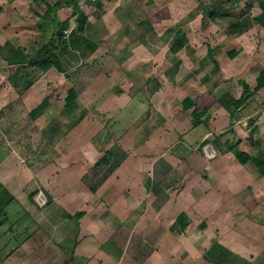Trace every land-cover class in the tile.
<instances>
[{
    "label": "rangeland",
    "instance_id": "1",
    "mask_svg": "<svg viewBox=\"0 0 264 264\" xmlns=\"http://www.w3.org/2000/svg\"><path fill=\"white\" fill-rule=\"evenodd\" d=\"M9 1L0 0L4 55L11 43L36 56L59 23L73 24L57 52L65 73L25 64L15 89L0 53V164L8 155L22 167L0 173L10 189L9 200L0 193V264H243L239 252L264 264V180L229 150L238 143L264 158V90L233 104L264 70V30L239 36L223 20L243 19L249 3L77 0L73 17L53 9L60 0ZM81 15L85 31L75 34ZM205 93L218 101L192 127L183 100Z\"/></svg>",
    "mask_w": 264,
    "mask_h": 264
},
{
    "label": "trees",
    "instance_id": "2",
    "mask_svg": "<svg viewBox=\"0 0 264 264\" xmlns=\"http://www.w3.org/2000/svg\"><path fill=\"white\" fill-rule=\"evenodd\" d=\"M152 2L153 0H147L148 4H152ZM249 6L253 7L252 4H249ZM260 6L262 8V12L259 16L255 18V21L257 22V24H259L260 26L264 28V3H262ZM68 8L74 9V12H73L74 16L81 14L80 9L78 8V5H77V0H60L54 5L53 9L62 10V9H68ZM50 9L51 8H49V10ZM1 12H2V6H0V14ZM85 24H87V18L84 15H81L78 21V26L74 33L82 34L85 31ZM58 25H59L58 32L56 33V35H53V37L49 39L50 45L47 43V45H45L38 52L36 56L24 55L20 51L18 52L17 50H13L9 44H7V46L10 47V52L12 54L9 52L10 55H8L9 53L8 54L6 53L8 56H5L3 52L4 50L3 47L0 48V53L8 61V64L11 66H14L17 71L24 70L23 69L25 67L24 65L28 64L30 68H33V69L38 68L42 72H47L49 69L55 68L57 71L65 73V69L63 68L62 64L60 63V60L58 59L57 52H58V46L64 43L65 32L68 31L70 27V19H67L64 22H61ZM9 56H13V58H9ZM216 65L218 64L216 63ZM244 89H245V92L243 94V97L235 103L236 108L243 105L249 96L264 89V70L261 71L259 75L257 76L256 87L254 88V90H252V92L249 90V86L246 84H244ZM76 97H77V92L71 89L69 91V96L66 98V102H67L66 110L69 113H73L77 109V106L74 103V100L76 99ZM214 103H215V98L210 93H205L204 95L198 97L196 100H192L187 97L183 101V108L185 110L194 108L191 113L194 119V122L196 124H199V123L206 124L207 121L209 120V115H208L209 109L211 108V106H213ZM49 105L50 103L48 100L43 101L30 113V116L32 118H35L38 114L42 113L46 108H48ZM237 146H238V143L231 144L229 146L230 151L234 152V155L236 156L237 160L243 165H246L248 163H253L254 166L257 168L259 174L264 176V158L260 159L244 151L236 150ZM101 163H108V162L106 160H102ZM115 168H117V166ZM89 186L91 185L89 184ZM0 202L3 203V200H0ZM3 205L4 207L2 209L0 208V216H4L6 214L5 212L6 210H4V208L6 207V204H3ZM83 215L84 213L80 212L77 215L72 216V218L78 220ZM2 224H3V221H0V226ZM176 224L177 226L180 227V229L184 230V228H186L188 224V218L186 214L181 213L176 220ZM215 248H218V247H215Z\"/></svg>",
    "mask_w": 264,
    "mask_h": 264
},
{
    "label": "crops",
    "instance_id": "3",
    "mask_svg": "<svg viewBox=\"0 0 264 264\" xmlns=\"http://www.w3.org/2000/svg\"><path fill=\"white\" fill-rule=\"evenodd\" d=\"M14 1H16V0H11V1H9L10 3H12V2H14ZM156 1L157 0H153V2H152V4H150L151 6L152 5H154L155 3H156ZM148 4V3H147ZM250 4V3H249ZM0 6H2V5H0ZM4 7H2V12H4L3 9ZM248 10V12L250 13V14H247V15H243V19H241V20H236V21H229L227 18H223V20H224V22L225 21H227V22H229V24L231 25V30L233 31V32H235L237 35H239V36H242L243 34H245V33H248V32H250V31H252L253 29H257V28H259V27H261L262 28V30H264V28L262 27V26H260L259 24H257V22L255 21V18L257 17V16H259L260 14H261V12H262V8H261V6L260 5H257V7H254V5H253V7H251V6H249L248 8H247ZM1 12V13H2ZM1 15V14H0ZM214 14H212V16H213ZM216 15H214L213 17H215ZM1 17V16H0ZM73 17H75V16H73ZM72 17V18H73ZM78 21L79 20H77L76 21V23H78ZM73 24V23H72ZM72 24H71V20H70V27H69V29H71V27H72ZM86 25V24H85ZM7 44H9L10 45V47L13 49V50H17L18 52L21 50V47H16V46H14L13 44H11V43H6V45ZM9 47V46H8ZM9 47V48H10ZM41 50V49H40ZM39 50V51H40ZM38 51V52H39ZM10 52V49L8 50V53ZM21 52V51H20ZM38 52L35 54V55H37L38 54ZM7 53V54H8ZM11 53V52H10ZM10 53L8 54V55H10ZM21 53H23V52H21ZM5 55V56H8V55ZM12 54V53H11ZM24 54V53H23ZM25 55V54H24ZM28 55H31V54H28ZM236 55H238L237 54V52L235 51V52H233V53H230V57H233L232 59L234 60V57L236 56ZM218 56H219V54H218ZM6 60V59H5ZM218 60H220V59H218ZM7 61V60H6ZM220 62V61H219ZM219 62H217V60H216V63L217 64H223L224 65V63L222 62V63H219ZM226 62V61H225ZM7 63H8V61H7ZM226 64H228V62H226ZM230 64H232V65H234V64H237V62H235V63H233L232 61H230ZM8 66H11V65H9L8 64ZM25 66V65H24ZM231 66V65H230ZM11 67H13V75L11 76V80H12V84H14L15 82V84H14V86H13V88H15V89H18V87L20 86V84H17V82H19V81H21L20 80V76H21V74L23 73V71L24 70H21V71H17L16 69H15V67L14 66H11ZM23 69H25V67L23 68ZM31 69H33V68H31ZM52 69V68H51ZM51 69H49V70H51ZM48 70V71H49ZM261 71H263V70H261ZM44 73H47V72H44ZM259 75V74H258ZM23 78V80H25V76L24 77H22ZM21 78V79H22ZM256 79H257V77H256ZM256 79H255V84H256ZM239 84H244L243 83V81H239ZM34 86L35 85H30L29 86V91H30V89L31 90H33L34 89ZM255 87H256V85H255ZM252 90H254V89H252ZM262 90H264V89H262ZM262 90H260V91H262ZM260 91H258V92H260ZM212 93V92H211ZM210 93V94H211ZM255 94V93H254ZM253 94V95H254ZM212 96L214 95V94H211ZM24 96H26V95H24L23 94V96L22 97H24ZM214 97V96H213ZM243 97V95L241 96V97H238L237 99H235L234 100V102H233V104H234V106H235V103L238 101V100H240L241 98ZM187 98V97H186ZM185 98V99H186ZM188 98H190V99H192V100H196L197 98H195V99H193L192 97H188ZM215 98V102H217L218 100H217V98L216 97H214ZM249 98V97H248ZM248 98H247V100H248ZM251 98V97H250ZM184 99V100H185ZM45 100H48V99H45ZM45 100H43V101H45ZM183 100V101H184ZM245 101V103L243 104V105H241L240 106V108H242L244 105H246L247 104V102L248 101ZM42 101V102H43ZM41 102V103H42ZM41 103H39V104H41ZM50 106V105H49ZM48 106V107H49ZM37 107V106H36ZM35 107V108H36ZM211 107H213V106H211ZM34 108V109H35ZM237 108H239V107H237ZM33 109V110H34ZM47 109V108H46ZM45 109V110H46ZM184 109V108H183ZM191 109H194V108H191ZM191 109H188V110H191ZM32 110V111H33ZM44 110V111H45ZM185 110V109H184ZM32 111H30L29 112V116H30V113L32 112ZM43 111V112H44ZM192 113V112H191ZM211 114V108L209 109V113H208V115H210ZM233 115V113H231V117H233L232 116ZM38 116V115H37ZM36 116V117H37ZM31 117V116H30ZM32 118V117H31ZM191 120H193L192 122V127L193 126H199L200 127V125H206L205 123H199V124H196V123H194V119H193V117H192V115H191ZM47 132V131H46ZM45 133V132H44ZM254 135H255V133H252L251 134V136L252 137H254ZM248 140L250 141V142H252V144H255V142H254V140H252V138L250 139L249 137H248ZM207 143H209L208 141H206V144ZM232 144V143H231ZM230 144V145H231ZM229 145V146H230ZM3 151V149H1L0 148V151ZM230 150V149H229ZM244 152H246V151H244ZM246 153H248L249 154V152H246ZM9 157L10 156H6L5 155V157L4 156H2V160H1V163H4V165H1L0 164V173H2V172H10L11 170H10V167H12V168H14L16 171H19L20 172V170H22L21 168V165H20V162H19V160H17V159H9ZM216 162H217V160H216ZM239 162V161H238ZM225 163V162H224ZM240 163V162H239ZM6 164V165H5ZM249 164V163H248ZM248 164H246V165H243V164H241L240 163V165H241V167H247L248 166ZM223 166V165H222ZM225 169H226V165H225ZM257 169V168H256ZM258 171V170H257ZM21 173V172H20ZM261 177L260 178H263V180H264V176H262V175H260ZM8 175H7V178H6V175H4L3 177H0V193H1V195L4 197H6L7 196V199L9 200V197H10V194L8 193L9 191H10V189H8V187H6V184L5 183H7L8 181H9V179H8ZM250 180V179H249ZM5 185V186H4ZM5 187V188H4ZM83 187H84V189L86 190V191H94V188L92 187V186H89V185H83ZM78 195V194H77ZM79 196V195H78ZM76 197V196H75ZM80 198V197H79ZM72 199H75V198H72ZM76 199H78L77 197H76ZM80 200V199H79ZM82 201V203L81 204H85V202L83 201V200H81ZM80 204V205H81ZM2 206H0V208L2 209L3 207H4V205L3 204H1ZM8 204H6V206H7ZM88 208H89V206L88 205H86V207H85V205L84 206H82V207H80V209H76V212H74L73 214H72V216H74V215H77L78 213H80V212H83L84 213V215L80 218V219H78V220H81L82 218H84L86 215H87V213H88ZM71 215V214H70ZM72 216H71V218H72ZM70 217V216H69ZM74 221L75 220H77V219H74V218H72ZM77 220V221H78ZM214 246V245H213ZM212 246V247H213ZM212 247L210 248V249H212ZM216 247V246H215ZM209 249V250H210ZM233 250V251H232ZM232 250H230L229 252L231 253V254H233L234 252H239V251H237V250H234L233 248H232ZM241 252H239L238 254V256H243V257H241V261L243 262V264H253V261L252 260H254V257H255V255H253V254H249L250 256L248 257V256H244L245 255V253H241ZM9 254H10V252H9ZM9 254L7 255V259H9V258H11L12 256H9ZM230 256H232V255H230ZM221 257V256H220ZM232 257H236V256H232ZM235 259V258H234ZM205 260L207 261V263H211L210 262V259H206L205 258ZM221 260H224L223 258H221ZM245 260H249V262L248 261H245ZM237 261H240L239 259H237ZM218 262H220V261H218V259L217 260H214V263L215 264H218ZM248 262V263H247ZM222 263V262H221ZM220 264V263H219ZM259 264H261L260 262H259Z\"/></svg>",
    "mask_w": 264,
    "mask_h": 264
},
{
    "label": "built area",
    "instance_id": "4",
    "mask_svg": "<svg viewBox=\"0 0 264 264\" xmlns=\"http://www.w3.org/2000/svg\"><path fill=\"white\" fill-rule=\"evenodd\" d=\"M245 1H247L248 3L252 5H261L262 3H264V0H245ZM69 34L70 32L66 31L64 39H67Z\"/></svg>",
    "mask_w": 264,
    "mask_h": 264
},
{
    "label": "clouds",
    "instance_id": "5",
    "mask_svg": "<svg viewBox=\"0 0 264 264\" xmlns=\"http://www.w3.org/2000/svg\"><path fill=\"white\" fill-rule=\"evenodd\" d=\"M68 31H69V30H68ZM70 34H71V33H70ZM70 34H69V35H70ZM69 35H68V37H69Z\"/></svg>",
    "mask_w": 264,
    "mask_h": 264
}]
</instances>
